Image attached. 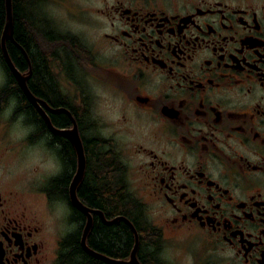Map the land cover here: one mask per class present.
Returning <instances> with one entry per match:
<instances>
[{"label":"flooded vegetation","instance_id":"obj_1","mask_svg":"<svg viewBox=\"0 0 264 264\" xmlns=\"http://www.w3.org/2000/svg\"><path fill=\"white\" fill-rule=\"evenodd\" d=\"M59 4L65 15L43 17L28 39L20 71L32 98L0 58V264H117L81 243L87 215L69 193L76 149L46 117L75 126L82 143L75 192L91 216L89 248L128 261L129 221L141 264H264V0ZM67 19L76 30L60 26ZM34 144L52 165L35 178ZM87 153L109 156L124 207L130 198L138 209L111 215L85 202ZM119 221L132 241L90 246L98 225Z\"/></svg>","mask_w":264,"mask_h":264},{"label":"trees","instance_id":"obj_2","mask_svg":"<svg viewBox=\"0 0 264 264\" xmlns=\"http://www.w3.org/2000/svg\"><path fill=\"white\" fill-rule=\"evenodd\" d=\"M11 12L13 19V38L18 45L9 46L7 41L6 48L14 65L19 70H24L28 68V39H30L32 33H41L46 28L47 23L43 19V17L46 16L42 11L40 12L38 5L35 4V0H11ZM4 19L5 0H0V31ZM0 58L4 67L11 75L12 82H16L1 52ZM40 73L39 69L38 78L41 80L42 86H48L47 80H45L43 75L40 77ZM58 121H60V123L56 122V124H65L67 118L65 116L62 118L58 117ZM54 137L56 138L57 136L54 135ZM64 146L66 150H69V152L71 151V146L68 142L65 143ZM87 154L89 160H87L88 164H86L85 177L78 187L79 195L85 202L91 206L101 208L106 214L111 215L127 214L126 210L131 211L133 206L135 209H138L136 203L130 198H128L129 207H124L121 201V178L118 177V169L115 167L113 168L109 164V162H111L109 156L100 153L96 155L95 160L93 156V158H91L90 154ZM121 233H124L127 239L124 238V235ZM145 238H149L150 240L151 236L147 234L144 236L140 235V239L144 240ZM124 240L126 242L132 241L131 232L122 221H119L114 226L98 225V228L89 237V244L96 250L107 252L110 245L119 244L124 242Z\"/></svg>","mask_w":264,"mask_h":264},{"label":"water","instance_id":"obj_3","mask_svg":"<svg viewBox=\"0 0 264 264\" xmlns=\"http://www.w3.org/2000/svg\"><path fill=\"white\" fill-rule=\"evenodd\" d=\"M6 39H11L13 40V19H12V12H11V0H5V19L0 31V44H1V49H2V54L4 56V59L8 65V67L10 68L11 72L13 73V75L16 77V80L18 82V84L20 85V87L22 88V90L24 91V93L26 94L27 97L32 98V95L28 89L27 83H26V78L28 75V71L27 74L22 73L13 63L12 59L10 58L7 48H6V44H5V40ZM36 106L40 108V106L38 104H36ZM42 111V110H41ZM43 113V111H42ZM48 124L50 125L51 129L59 134V133H64L66 134L70 140L72 141L75 149H76V153H77V158H78V162H77V169L75 171V174L71 180V183L69 185V193H70V198L72 203L77 206L78 208H80L83 212H85V214L87 215V221L84 225L83 231H82V235H81V243L83 245V247L88 250L90 253L99 256L105 260H108L112 263H117V264H141L137 258L135 257V248L137 245V237H136V230L133 227V225L128 221V223L130 224L131 228L134 231L135 234V246L132 249L131 252V257L128 261H120V260H116V259H112L109 258L91 248H89L86 243H85V237L86 234L90 228L91 225V216L90 213L88 212V208H86L82 202H80V200L78 199L76 192H75V188L76 185L78 184V182L80 181L82 174H83V170H84V164H85V160H84V153H83V148H82V143L80 140V137L77 133V130L75 128V126L72 129H67V130H61V129H57L54 128L50 121L48 120V118L46 117ZM118 218L115 217L112 220H107L108 222H115ZM126 219V218H124Z\"/></svg>","mask_w":264,"mask_h":264},{"label":"rangeland","instance_id":"obj_4","mask_svg":"<svg viewBox=\"0 0 264 264\" xmlns=\"http://www.w3.org/2000/svg\"><path fill=\"white\" fill-rule=\"evenodd\" d=\"M65 1H71L72 3L82 5L79 3H85L88 2L89 0H65ZM45 5H46L45 9L42 12L48 18L58 19L61 17L62 12L65 15L66 6L63 4H59V0L49 1ZM61 23L62 22L59 21V25ZM60 26L65 29H73V30H76L77 28L75 22L71 21V19L65 20V22L62 23ZM48 165H50V163L49 161H45L40 146L34 144L28 147V177H33V178L40 177L45 172L46 169L52 167V165L51 166Z\"/></svg>","mask_w":264,"mask_h":264}]
</instances>
